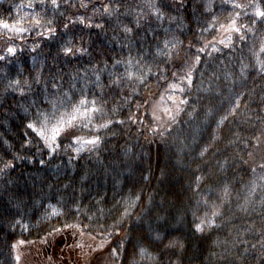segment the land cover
I'll return each mask as SVG.
<instances>
[{
    "label": "trees",
    "instance_id": "trees-1",
    "mask_svg": "<svg viewBox=\"0 0 264 264\" xmlns=\"http://www.w3.org/2000/svg\"><path fill=\"white\" fill-rule=\"evenodd\" d=\"M258 11L0 0L27 29L0 27V264H264ZM74 107L88 114L54 143L38 135ZM205 199L215 224L197 231Z\"/></svg>",
    "mask_w": 264,
    "mask_h": 264
},
{
    "label": "snow or ice",
    "instance_id": "snow-or-ice-1",
    "mask_svg": "<svg viewBox=\"0 0 264 264\" xmlns=\"http://www.w3.org/2000/svg\"><path fill=\"white\" fill-rule=\"evenodd\" d=\"M55 2H56V0H53L54 4H55ZM26 6L29 7V8L32 7L31 3H29ZM18 7L19 8H23V7H25V5L22 4V5H19ZM237 7H238V5H237ZM105 11H107V8L105 9ZM257 15L261 16V17H264V12H259L258 11ZM22 19H23V17H21V20ZM33 19H34V23L35 24L38 25L40 23L39 19H35V18H33ZM81 23H83L82 19H81ZM19 25H20V21H17L14 24H9L7 22L0 21V27H3L4 29H7L9 31L16 32V33H21V32L27 31V29H25V28H23V27H21ZM233 30L239 31V29H235V28ZM72 51H73V49L71 47L66 48L65 49V54H70ZM261 51H264V48H262ZM8 52L14 54L15 49L9 48ZM0 59H3V57H0ZM85 103L86 102L84 100L80 101L81 105H84ZM91 111H96V109L93 108V109H91ZM87 114H88V110L87 109H85L84 112H81L80 108L74 107L71 113L61 115L59 118H57L56 123L51 127V129H47V125L46 124L44 126H42L41 129L38 131V135L41 138L45 139L46 141L48 139H51V141L54 143L56 138L60 135L61 131L64 129L65 125L71 126L73 121H75L78 118V116H86ZM46 120H47V118H46ZM28 127L29 128H33L34 131L36 130L34 125H32V124H29ZM48 132H50V136L47 135ZM86 143L95 144L96 141L95 140H91V141H86ZM262 167H264V165H262ZM213 215H216V213L214 212ZM203 223H204V221L202 220L200 224H197L195 226L197 231L201 230V225ZM69 227H73V226L70 225ZM122 246L123 245H121V247ZM141 252H143V249H141ZM112 253H113V255H115L116 254V249H112Z\"/></svg>",
    "mask_w": 264,
    "mask_h": 264
},
{
    "label": "rangeland",
    "instance_id": "rangeland-1",
    "mask_svg": "<svg viewBox=\"0 0 264 264\" xmlns=\"http://www.w3.org/2000/svg\"><path fill=\"white\" fill-rule=\"evenodd\" d=\"M23 12L25 14V18L31 16V12L29 10L23 9ZM179 105L176 104L175 109H177ZM80 147H85V144L81 143ZM218 203L215 201H210L208 199H205L199 209L198 217H197V224H200L201 221L203 220L204 223L201 225V230L204 231L207 230L208 228H212L215 224V216L213 213H217L218 210Z\"/></svg>",
    "mask_w": 264,
    "mask_h": 264
}]
</instances>
